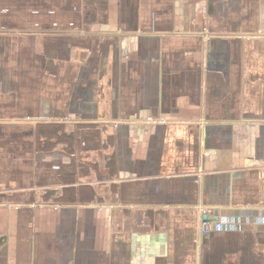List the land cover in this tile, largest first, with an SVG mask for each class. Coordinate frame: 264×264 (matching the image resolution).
I'll return each instance as SVG.
<instances>
[{
  "label": "crops",
  "instance_id": "obj_1",
  "mask_svg": "<svg viewBox=\"0 0 264 264\" xmlns=\"http://www.w3.org/2000/svg\"><path fill=\"white\" fill-rule=\"evenodd\" d=\"M203 246L264 264V0H0V264Z\"/></svg>",
  "mask_w": 264,
  "mask_h": 264
},
{
  "label": "trees",
  "instance_id": "obj_2",
  "mask_svg": "<svg viewBox=\"0 0 264 264\" xmlns=\"http://www.w3.org/2000/svg\"><path fill=\"white\" fill-rule=\"evenodd\" d=\"M236 233H231V232H225V233H222L221 235V238H232V237H235ZM218 253V251H217ZM216 260H217V257L215 256L214 258V264H216ZM213 262L211 261V259H207L206 258V253H205V249H204V246L202 247V255H201V264H213Z\"/></svg>",
  "mask_w": 264,
  "mask_h": 264
},
{
  "label": "built area",
  "instance_id": "obj_3",
  "mask_svg": "<svg viewBox=\"0 0 264 264\" xmlns=\"http://www.w3.org/2000/svg\"><path fill=\"white\" fill-rule=\"evenodd\" d=\"M211 225L205 220H201L200 225H199V238H205L211 234Z\"/></svg>",
  "mask_w": 264,
  "mask_h": 264
},
{
  "label": "water",
  "instance_id": "obj_4",
  "mask_svg": "<svg viewBox=\"0 0 264 264\" xmlns=\"http://www.w3.org/2000/svg\"><path fill=\"white\" fill-rule=\"evenodd\" d=\"M203 220L207 221L208 223H209V222L213 223V222H215V221H216V220H212V218H208V216H207V215H206V216H204Z\"/></svg>",
  "mask_w": 264,
  "mask_h": 264
}]
</instances>
